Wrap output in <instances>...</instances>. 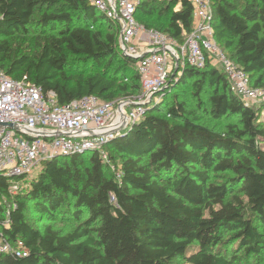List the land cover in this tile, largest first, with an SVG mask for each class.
Returning <instances> with one entry per match:
<instances>
[{
    "label": "trees",
    "instance_id": "1",
    "mask_svg": "<svg viewBox=\"0 0 264 264\" xmlns=\"http://www.w3.org/2000/svg\"><path fill=\"white\" fill-rule=\"evenodd\" d=\"M210 2L215 41L264 87V0ZM97 13L90 0H0V69L61 105L138 95L136 59L121 53L117 23ZM148 14L160 25H147ZM134 17L179 43L192 29L188 0H140ZM117 59L122 84L111 73ZM186 87L196 111L221 125L195 115L176 91ZM161 94L106 144L108 161L85 152L39 160L35 177L0 172V202H11L0 203V242L14 248L0 264H264V103L245 105L209 62L178 69ZM13 181L26 187L11 193ZM30 208L75 225L34 228ZM230 243L239 250L228 254Z\"/></svg>",
    "mask_w": 264,
    "mask_h": 264
},
{
    "label": "built area",
    "instance_id": "2",
    "mask_svg": "<svg viewBox=\"0 0 264 264\" xmlns=\"http://www.w3.org/2000/svg\"><path fill=\"white\" fill-rule=\"evenodd\" d=\"M90 1L117 23L124 56L150 52L136 59L134 66L140 93L112 101L88 95L61 105L53 92L43 94L40 86L25 78L15 80L0 69V172L5 176L29 177L39 160L55 156L96 152L108 161L106 144L139 121L146 106L158 103L169 75L185 66L201 69L209 62L226 75L231 92L245 105L264 101V87L251 86L248 75L215 41L210 0H188L192 29L182 43L136 21L134 11L140 0ZM22 183L13 181L10 192L16 193ZM11 250L13 246L0 242V251Z\"/></svg>",
    "mask_w": 264,
    "mask_h": 264
},
{
    "label": "rangeland",
    "instance_id": "3",
    "mask_svg": "<svg viewBox=\"0 0 264 264\" xmlns=\"http://www.w3.org/2000/svg\"><path fill=\"white\" fill-rule=\"evenodd\" d=\"M98 16H100V12L97 13ZM148 18H144L145 19V23H147V25L155 27L160 25V20H158L157 16L154 14H148L147 15ZM137 18H142L141 16L137 15ZM146 28V27H145ZM147 29V28H146ZM112 69H111V73L113 75H115L118 79V84H122L124 83L121 79V76L123 77L125 75V68L123 67V65L120 63V61L117 60H113L111 63ZM180 93V97H184L186 99V101L188 102L189 106L191 107V109L193 111H196V103L197 100L194 97V93L193 90L190 89L189 87L186 88H181L180 90L177 88V90ZM123 97V96H121ZM120 99V98H119ZM261 103H264V101H259V102H255L250 104L251 106H259ZM195 115H197V117H199L201 119V121L206 122L212 126H216V125H221V121H217L212 119L210 116H208V111L206 109H203L202 111H196ZM260 121H263L264 123V109L261 111V116H260ZM36 171H37V167H33L30 177H35L36 175ZM25 187V185H21V187H19L16 191H21L23 190ZM0 203L3 204L4 208H7L11 205V202L9 200H3ZM27 218L29 221V224L34 227V228H42L46 225H52L54 228L56 229H61V230H69L71 229L75 223L72 222V220L67 221L64 218H61L60 216L57 217L56 220L54 221H48L43 215L39 214L38 212L34 211L33 209H29L27 212ZM228 254H230L231 252H234L239 250L238 246L234 245L233 243L228 244ZM236 254H241V251L236 252ZM264 255V254H263ZM255 256H253L250 261H253ZM174 264H187L185 261L181 260V259H177Z\"/></svg>",
    "mask_w": 264,
    "mask_h": 264
},
{
    "label": "water",
    "instance_id": "4",
    "mask_svg": "<svg viewBox=\"0 0 264 264\" xmlns=\"http://www.w3.org/2000/svg\"><path fill=\"white\" fill-rule=\"evenodd\" d=\"M148 53H150V52H148ZM148 53H144V54H142V55H140V56H138V57H135V59L142 58L143 56L147 55ZM175 71H176V69H175ZM8 126H9V127H13L12 124H8Z\"/></svg>",
    "mask_w": 264,
    "mask_h": 264
}]
</instances>
